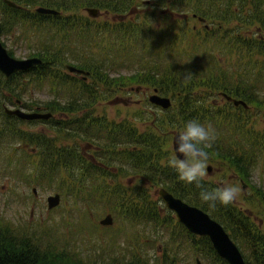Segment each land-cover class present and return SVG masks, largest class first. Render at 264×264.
Wrapping results in <instances>:
<instances>
[{"label": "trees", "instance_id": "1", "mask_svg": "<svg viewBox=\"0 0 264 264\" xmlns=\"http://www.w3.org/2000/svg\"><path fill=\"white\" fill-rule=\"evenodd\" d=\"M12 1L19 5L26 3L57 10H70L81 6L96 7L99 10L112 12L116 16L132 15V10L136 7L135 0ZM197 1L193 2L195 5L192 6V11H200L201 17L211 21L217 19L220 23L216 28L209 26L207 23V27L203 25V30H200L194 36L202 38L201 43L197 44L193 51L189 53L176 52L174 54L170 51L154 54L151 48L144 50L145 37L142 35L144 22L140 20L130 19L127 23L114 27L95 25L90 21L76 23L75 21L70 22V18L62 20L59 15L46 16L35 13L30 15L22 8H11L4 3L2 5L0 2L1 7L4 8L3 12H0V35H9L17 27L20 29L16 35L17 41H27V30L30 27L34 28V39H32V35L29 37L33 40V46L36 47L37 54H34V56L42 59L40 64L27 71L17 72L8 78L0 73V108L3 100L13 104L16 103V99L21 101L22 94L24 95L28 91L30 85L26 82L25 76L31 74L38 84L47 83L53 91L58 87L61 97L66 100L59 101L54 97L53 101H46L43 104L26 103L24 104L25 107L31 108L41 104L52 113H83L82 116L70 118L67 122L58 120L59 132H66L67 130L69 138L75 137L84 142H96L94 154L92 155L99 165L83 154L75 152L73 148L53 151L51 147H45L41 150V158L34 168V176L38 171H41L40 176L36 175L38 177L35 180L37 186L43 189L55 187L62 194L73 196L76 202H85L88 197L91 198L92 203L108 199V193L114 190L113 188L111 191L105 190L104 187L107 185L103 186L97 177L102 175L103 170H108L117 163L116 166L119 167L120 171H127L126 168H128L129 171H132L131 174L139 175L154 186H163L185 202L207 212L228 232L241 251L246 264H264V233L251 218V215L238 208L234 203L228 206L217 204L216 207H209L208 204L202 202L199 196V188L179 181L176 173L167 167V163H160L159 160L165 156V152L162 153L159 136L153 133L137 134L136 129L130 124H117L106 121L105 118L93 116L92 110L88 112L83 110L86 107H92L97 100L98 95L94 92V86L78 81L80 85H77V90L69 89L65 77L64 80H61L60 76L52 74L50 70L56 61L61 62L63 60V56L60 53L61 49L57 48L58 36L43 35L42 25L46 23L50 26H56L57 32H60L58 35L61 34V38L67 40L66 46L71 41L77 45H91L106 40L110 46L116 42H119L120 45L130 42L133 45L128 50L132 54L130 59L132 60L135 57L137 49L138 57L129 74L119 73L111 76L98 63L84 62L77 67L88 71L89 75L87 77L94 75L96 81L101 82L105 88L113 89L116 87L117 91H120L123 86H137L140 89V85H145L157 89L158 93L170 96L175 103V107L162 109L167 113L172 109L171 113L163 120L172 127L179 126L176 128H182L187 121L193 119L206 126L211 125L215 129L217 139L214 144L205 149V152L210 153L215 158L226 159L240 180L244 182L246 180L250 183V170L255 164V161L251 159V155L256 156L258 153L257 143H251V138H248L250 131L241 127L240 124L238 126V121L232 123L233 120L228 117V114L223 117H221L220 112L215 114L213 103L210 104L213 106L212 110H205L202 101L209 99L212 101L215 96L225 93L248 104V108L245 109L241 105L234 106L232 102L224 99L226 104L242 114L249 111L251 104L264 109V34L258 32V36H252L253 38H248L249 40L245 41L239 36L240 34L237 35L238 32H233L236 35L233 36L230 32L232 30H221L222 23H229L233 18L230 16L233 12L232 5L234 2L232 0H226L223 12L216 7V0H214L215 3H211L213 0H201L202 3H197ZM238 2L241 9L251 5V12L238 19L240 23H244V25L256 24L257 29L264 32V0H251L250 2L243 0V3L238 0ZM189 3H192V1L177 0L174 9L175 11H186L189 8ZM30 21L33 23L32 25H28L27 22ZM182 21L185 22V19H182ZM198 30L195 29V31ZM189 32L192 31L186 30L185 35ZM96 37L98 39H95ZM240 43H244L251 54L254 52L260 54L263 62L260 67H255L253 62L252 64L249 63L251 64L249 77H243L241 74L239 79H234L233 72L223 70L219 67L217 60L213 61L210 58V55L207 54V48L215 45L221 51L224 50V54L230 55L233 51L239 50ZM58 53L59 55H57ZM249 62H251V59ZM18 85L20 92L16 90ZM138 114L140 113L138 112ZM235 117L238 119L240 116L236 114ZM7 118L17 122L20 121L14 116H7ZM15 123L7 124V129L2 128L1 133H11L24 140V142L42 141L40 137L30 138L19 135L17 130L13 128ZM161 124L162 127L168 125L165 122H161ZM234 132H237L235 136L232 135ZM246 137L247 139H245ZM118 143L130 144L135 148H146L150 154L142 155L137 151L128 150L124 155L116 149ZM32 144L34 145V143ZM246 148L249 150L244 152ZM238 152L241 153L238 154ZM154 157L157 159H154ZM61 171L68 173L73 181L64 182L60 180L57 182L56 179ZM34 178H31L28 185L34 184ZM63 184L64 186H62ZM205 187L209 190L218 188L207 181H205ZM252 189L255 193L254 198L260 204H264V186L253 185ZM138 202L139 200L135 198V201L120 204L117 210H120L129 222H137L143 225L149 223L166 225V222L161 220L158 211L148 205L139 206ZM61 220H64V218ZM78 223L79 225H85L87 223L85 217L78 219ZM179 227L190 238L193 252H200L204 255L207 253L213 260L216 259L219 264H227L225 260L216 254L207 237L197 236L189 232L180 223ZM61 228L58 224L46 222L42 229L36 228L31 231L9 219L0 218V264L151 263L150 259H145L147 256L140 253L137 255L130 249H127L126 252L123 251L121 255L108 258L105 255H100L99 260L96 258L91 259L87 257L89 254L84 253L75 244H69L65 240V229L68 228L66 221L62 222Z\"/></svg>", "mask_w": 264, "mask_h": 264}, {"label": "rangeland", "instance_id": "2", "mask_svg": "<svg viewBox=\"0 0 264 264\" xmlns=\"http://www.w3.org/2000/svg\"><path fill=\"white\" fill-rule=\"evenodd\" d=\"M177 0H135L136 7L132 10V15L116 16L112 12L101 10L99 15L92 18L85 10V6L77 7L70 10H62L60 19L76 23L81 21H90L95 25L101 26H118L127 23L128 20H140L144 22L142 26V35L145 37L143 42L144 50L152 49L154 54H162L165 51H170L172 54L176 52L189 53L195 49L197 44L201 43L202 38L194 37L200 30H203V24L191 18L193 3L197 0H191L189 8L186 9L188 19L185 22L176 19L167 13L169 4L173 5ZM206 1V0H205ZM234 3L232 9L239 7L238 0H232ZM251 1V0H247ZM2 2V0H0ZM203 1L198 0L197 3ZM226 0H216L217 8H225ZM211 3H215L214 0ZM135 4V3H134ZM175 4L172 6L174 7ZM3 5V4H2ZM29 13H33L36 5L22 3ZM135 6V5H134ZM4 8L1 7L0 12ZM251 10V5L244 8L246 15ZM26 12V11H25ZM232 20L229 23L223 22L221 30H232L231 35L236 36L233 32H238L239 36L247 41L252 36H258V32L264 34L263 31L257 29L256 24L240 23V12H234ZM1 17V16H0ZM236 18V19H235ZM28 19V18H27ZM28 25L33 23L27 22ZM206 23L211 27H217L219 21L217 19L207 20ZM44 36H58L57 48H60L63 60L56 61L55 65L50 68L51 73L60 76L61 80L68 81V88L77 90V85L81 81L85 84H92L95 88L94 92L98 95L95 104L92 107H86L83 110L87 112L92 110V115L95 117L105 118L106 121L113 123L130 124L136 129L137 134L153 133L160 137L162 144V153L165 156L161 158L160 163H167L168 158L174 154V140L176 131L180 128L170 126L163 119L166 118L172 111L165 112L161 108H155L148 101L149 94L153 88L150 86L140 85L138 91L137 86H123L120 91L117 88H105L101 82L96 81L94 75L83 80L82 75L69 72L66 65L78 66L81 63L87 62L90 64L98 63L102 65L105 71H108L111 76L119 73L129 74L130 70L135 66L138 57V49L135 51V57L131 60V49L133 45L130 42L120 45L119 42L109 45L106 40L101 43L95 42L91 45L70 42L66 46L67 40L58 35L56 26H50L47 23L42 25ZM199 29L195 31V29ZM20 29L15 27L11 34L0 35V42L6 48L7 52L16 58H26L36 55V47L33 46L34 28L30 27L27 30V41L18 42L17 32ZM191 30L185 35V31ZM253 34V35H252ZM32 35V39L29 37ZM253 38V37H252ZM95 39H98L96 37ZM211 45V43H209ZM135 48V47H134ZM133 48V49H134ZM239 50L233 51L232 54H224L218 46L212 45L207 48V54L213 61L217 60L220 68L233 72V78L239 79L241 74L243 77H249L250 66L253 62L255 67H260L263 58L260 54L249 52L244 43H240ZM226 52V51H225ZM144 53V52H143ZM59 55V53L57 54ZM251 59V62L249 60ZM251 63V64H249ZM23 80V79H22ZM28 82L29 89L22 94L20 108L25 111H48L43 107L46 101H53L56 97L59 101H65L61 97V92L58 87L55 91L52 90L49 84H38L31 74L25 76ZM22 85V84H21ZM133 88V89H131ZM17 86L16 90L19 91ZM108 93V94H107ZM159 94H161L159 92ZM163 95V94H161ZM168 96V95H164ZM170 97V96H169ZM215 100V101H214ZM214 100H203V108L209 109L216 113L220 112L221 117L228 114L232 119V123L238 121V126L247 128L250 131L251 143H257V155H251V159L255 161L251 167L250 183L242 181L235 173L234 169L229 166L226 159L215 158L210 153H207V165L211 166V171L207 172L206 180L217 187L224 185H236L240 189L238 198L234 204L241 210L245 211L254 222L259 226L264 233V204H260L254 198L253 185L264 186V109L251 104L249 111L245 114L233 109L225 103V100L217 95ZM41 103L31 108L25 107L26 103ZM214 105L211 106L210 104ZM3 105L8 107H17L15 104L3 100L0 108V218L9 219L17 225L24 226L27 230L34 231L36 228L44 227L46 222L58 224L59 228L62 222L66 221L68 228L65 229V240L72 245H76L82 249L84 253L89 254V258L99 260L100 255L110 256L121 255L130 249L137 255L144 254L145 259H150V264H219L216 259L209 257V254L204 255L200 252L192 251L190 238L184 233V230L179 227L174 213L166 208L161 198L157 194L158 186L146 182L142 177L132 171L119 170L115 163L110 169L103 170L102 175L97 179L104 185L105 190L113 192L108 193V199L95 201L92 203L91 198H87L85 202L74 201L70 194H62L61 191L51 187L45 189L37 186L35 180L40 176L38 171L34 176V168L41 158V150L45 147H51L53 151L73 148L75 152L81 153L90 158L93 162L99 165L97 160L93 158L96 142H84L79 138H69V133L59 132L60 122H67L70 118L83 115L82 112L58 113L54 112L52 120H9L3 112ZM175 103L172 99V107ZM138 112L140 114H138ZM238 114V119L235 115ZM19 135H25L30 138L40 137L42 141L31 142L21 140L18 136H14L8 132H2V128L6 125L13 124ZM161 122L168 125L162 127ZM64 128V127H63ZM165 133V134H164ZM237 132L232 135L235 136ZM247 139V137L245 138ZM164 142V143H163ZM34 143V145L32 144ZM119 144V143H118ZM71 146V147H70ZM119 152L126 155V151L133 150L140 154H150L146 148L138 147L130 144L121 143L116 148ZM248 148L244 152H247ZM241 152H238L240 154ZM154 159H157L154 157ZM115 166V167H114ZM35 177V178H34ZM31 178H34V184H30ZM58 181L68 182L72 177L65 171L57 177ZM64 186V184L62 185ZM35 188L36 193L32 192ZM63 188V187H62ZM54 193H59L61 196L60 203L53 209H47L46 197ZM139 200V206H150L159 212L161 220L166 222V225L149 223L140 224L137 222H129L126 220L123 213L118 209L122 203H129ZM251 200V201H250ZM111 213L113 223L109 226L99 224V220L105 214ZM85 217L86 224L78 223V219ZM64 220H61L63 219ZM42 226V227H41ZM63 230V228H61ZM61 231V230H60ZM60 237V234L58 235ZM197 240V238H195ZM174 260V261H172Z\"/></svg>", "mask_w": 264, "mask_h": 264}, {"label": "water", "instance_id": "3", "mask_svg": "<svg viewBox=\"0 0 264 264\" xmlns=\"http://www.w3.org/2000/svg\"><path fill=\"white\" fill-rule=\"evenodd\" d=\"M6 4L11 7L17 6L14 2L10 0H4ZM88 14L92 17L98 15L97 8H86ZM38 13L42 14H57L58 12L51 8H46L39 6L36 8ZM42 61L38 57H29L24 59L14 58L10 56L4 46L0 43V72L8 78L13 73L18 71H26L31 67L40 64ZM67 69L71 72L88 74V72L79 69L74 66H67ZM85 78V77H84ZM138 88H136V91ZM149 95L148 100L154 105L160 106L163 109H167L171 106V100L167 96H161L156 93ZM227 101L233 103L234 106H243L245 109L248 108V105L245 101L237 98H233L225 93L220 94ZM16 103H19V100H16ZM4 112L7 115L16 116L22 120H37L44 119L47 120L52 116L50 112H39V111H25L21 108H9L4 106ZM207 171H211V167L207 166ZM35 192V189H33ZM157 194L160 196L161 200L165 206L171 210L177 218V221L180 222L189 232L196 234L198 236H205L209 239L212 248L216 254L225 260L228 264H246L245 260L236 245V243L231 239L228 232L225 231L223 226L213 219L208 213L198 208L197 206L190 205L182 199L174 196L165 188H159ZM60 201V195L54 193L53 195L47 196V207L51 209L58 205ZM101 225H110L113 222L111 214H107L100 221ZM197 264H199L197 260Z\"/></svg>", "mask_w": 264, "mask_h": 264}, {"label": "clouds", "instance_id": "4", "mask_svg": "<svg viewBox=\"0 0 264 264\" xmlns=\"http://www.w3.org/2000/svg\"><path fill=\"white\" fill-rule=\"evenodd\" d=\"M216 139L217 134L211 125L206 126L195 119L189 120L176 131L174 154L167 160V167L176 173L179 181L200 189V199L209 207H216L217 204L228 206L235 202L240 193L236 185L229 184L211 190L205 187V149L214 144Z\"/></svg>", "mask_w": 264, "mask_h": 264}, {"label": "flooded vegetation", "instance_id": "5", "mask_svg": "<svg viewBox=\"0 0 264 264\" xmlns=\"http://www.w3.org/2000/svg\"><path fill=\"white\" fill-rule=\"evenodd\" d=\"M173 3H175V2H173ZM174 5V4H173ZM172 4L170 5L169 4V6L171 7H169L168 8V13L172 16V17H174V18H176V19H179V20H182V19H188V15H187V13L185 12V11H180V13H178L177 11H175V9L172 7L173 6ZM245 8V7H244ZM244 8L243 9H241L240 7H236L235 8V10H233V12L230 14V15H235L234 14V12L236 11V12H240L241 13V16H246L247 14H249L250 12H251V10L246 14V15H243L244 14ZM224 9L225 8H222L221 9V11L223 12L224 11ZM232 17V16H231ZM191 18L192 19H194V20H197L198 22H201L205 27H207V25H206V18H204V17H201L200 16V11L199 12H196V11H193V12H191Z\"/></svg>", "mask_w": 264, "mask_h": 264}]
</instances>
